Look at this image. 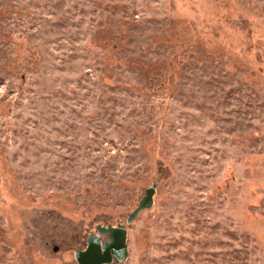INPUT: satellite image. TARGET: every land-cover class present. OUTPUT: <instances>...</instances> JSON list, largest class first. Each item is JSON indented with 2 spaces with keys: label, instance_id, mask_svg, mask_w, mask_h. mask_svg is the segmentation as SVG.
I'll return each instance as SVG.
<instances>
[{
  "label": "rangeland",
  "instance_id": "rangeland-1",
  "mask_svg": "<svg viewBox=\"0 0 264 264\" xmlns=\"http://www.w3.org/2000/svg\"><path fill=\"white\" fill-rule=\"evenodd\" d=\"M99 225L110 264H264V0H0V264Z\"/></svg>",
  "mask_w": 264,
  "mask_h": 264
},
{
  "label": "water",
  "instance_id": "water-1",
  "mask_svg": "<svg viewBox=\"0 0 264 264\" xmlns=\"http://www.w3.org/2000/svg\"><path fill=\"white\" fill-rule=\"evenodd\" d=\"M155 186L145 190L136 208L128 215L130 222L137 214L148 209L153 204ZM97 233L87 237L84 249H75V260L78 264H110L114 261H122L127 257V232L123 225L97 226ZM101 236L106 239L102 240Z\"/></svg>",
  "mask_w": 264,
  "mask_h": 264
}]
</instances>
